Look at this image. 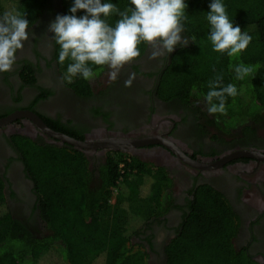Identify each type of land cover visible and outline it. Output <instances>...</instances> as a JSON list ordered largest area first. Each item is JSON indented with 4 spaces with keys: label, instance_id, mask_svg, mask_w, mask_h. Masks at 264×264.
Listing matches in <instances>:
<instances>
[{
    "label": "trees",
    "instance_id": "1",
    "mask_svg": "<svg viewBox=\"0 0 264 264\" xmlns=\"http://www.w3.org/2000/svg\"><path fill=\"white\" fill-rule=\"evenodd\" d=\"M7 1L8 9L0 1L1 17L16 10L29 21V27L48 16L72 15L74 4V0ZM104 2L115 4L120 11L133 7L130 0ZM211 2L185 0L182 35L189 43L180 45L167 61L156 93L164 101L176 100L187 106L202 103L208 109L209 82L222 76L221 86L234 84L237 95L226 97L225 111L214 114L211 122L215 131L230 135L236 128H249L252 122L260 124L264 119V0H222L234 26L252 38L238 57L215 52L208 40L211 26L206 17ZM75 15L82 17L86 12ZM119 19L114 13L106 22L114 27ZM146 49L147 44L142 43L140 57ZM59 51L55 42V58L66 75L71 60L60 64ZM239 64L252 66L254 71L238 80L234 69ZM90 66L97 73L92 80L77 76L69 83L65 79L84 98L93 96L94 84L109 70L107 66ZM35 81L31 76L26 82L34 85ZM48 123L71 134L64 124ZM13 142L35 183L37 212L31 219L37 213L34 220H39V228H32L29 218L12 216L0 177V264H151L155 236L148 232H154V224H164L170 210L178 207L168 171L119 152L97 174L85 154L75 148L38 145L20 136ZM121 163H126L125 175L120 172ZM182 210L174 238L164 243V264H260L249 247L236 246L242 223L222 193L208 185L199 186Z\"/></svg>",
    "mask_w": 264,
    "mask_h": 264
},
{
    "label": "flooded vegetation",
    "instance_id": "2",
    "mask_svg": "<svg viewBox=\"0 0 264 264\" xmlns=\"http://www.w3.org/2000/svg\"><path fill=\"white\" fill-rule=\"evenodd\" d=\"M55 20L48 16L29 27V39L17 51L13 69L0 72V120L30 113L51 130L79 141H110L118 135L150 140L153 143L141 148V153L161 150L169 156L160 155L162 160L156 158L157 163L148 162L153 159L146 157L143 159L147 161L137 159L169 172L178 206L170 210L164 224H154V232H148L155 236L151 264H164V243L174 238L182 221V207L202 185L222 193L230 202L242 223L235 244L249 247L253 259L264 264V119L228 135L215 131L211 122L214 117L198 105L161 100L156 93L160 73L180 45L155 60L147 45L140 58L121 69L117 80L107 81L104 75L105 86L97 87L96 83L91 98L81 97L68 86L55 58V34L49 31ZM133 73L135 79L131 87H126L125 80ZM31 76L36 80L34 85L26 82ZM50 120L66 125L71 134L56 130ZM15 136L38 145L75 147L43 132L27 115L0 126V177L5 183L6 205L14 218H29L31 227L39 228V220H34L37 213L31 219L38 201L35 183L13 142ZM81 152L96 173L119 153L107 148Z\"/></svg>",
    "mask_w": 264,
    "mask_h": 264
},
{
    "label": "clouds",
    "instance_id": "3",
    "mask_svg": "<svg viewBox=\"0 0 264 264\" xmlns=\"http://www.w3.org/2000/svg\"><path fill=\"white\" fill-rule=\"evenodd\" d=\"M132 8L120 11L111 2L102 0H74L70 8L72 15L57 16L50 25L54 40L59 45L58 60L68 64L65 79L71 83L74 77L92 80L97 67L107 66L109 79L117 80L125 65L137 60L142 43L151 46L152 59L172 53L178 45L187 46L189 40L182 37L186 19L185 0H130ZM207 21L211 26L208 40L213 50L229 57H238L251 43V36L229 19L222 0H212ZM79 11L86 15L77 17ZM118 14L120 19L110 26L106 18ZM29 21L20 12H5L0 17V72H10L16 61L17 51L29 39ZM236 78L243 80L253 71L249 65L239 64L234 69ZM135 74L125 80L131 87ZM223 77L217 76L209 82L205 96L208 113L214 115L225 111L226 97L237 95L234 84L221 86ZM215 101V102H214Z\"/></svg>",
    "mask_w": 264,
    "mask_h": 264
},
{
    "label": "water",
    "instance_id": "4",
    "mask_svg": "<svg viewBox=\"0 0 264 264\" xmlns=\"http://www.w3.org/2000/svg\"><path fill=\"white\" fill-rule=\"evenodd\" d=\"M25 115L29 116L32 120H34L37 127L40 128L43 132L47 133L49 136L60 139L68 143L69 145H72L73 147H75L76 149L80 151H88L90 149H97V148H100V149L107 148V149H111L116 152H122L130 156H134L136 158L140 157V159H142L143 161H147L146 159H153V160L148 161L152 163H157V161L155 160L156 158L162 160L161 156H164V155L166 157L169 156V154H167L166 152H162L161 150H158L156 152H153L154 150L147 151V152L143 151L144 153L143 152L141 153V148L148 146L152 144L153 142H151L150 140H146L145 138H140V137L135 138L130 135H118V137L110 141L103 140V142H100V140L97 142L79 141L74 138L62 135L60 133H57L51 130L45 125V123L38 116H35L34 114H30V113H19L9 118L0 120V126H4L8 124L9 122L13 121L14 119H17ZM155 153H157V155ZM152 154L155 156L153 157ZM147 156H150V158ZM145 157L146 159H143ZM185 161L192 164V161L189 159H185Z\"/></svg>",
    "mask_w": 264,
    "mask_h": 264
},
{
    "label": "rangeland",
    "instance_id": "5",
    "mask_svg": "<svg viewBox=\"0 0 264 264\" xmlns=\"http://www.w3.org/2000/svg\"><path fill=\"white\" fill-rule=\"evenodd\" d=\"M0 1H2V4H4V5L6 6L5 9H8V8H7V7H9V4H7L8 1H7V0H0ZM109 71H111V69H109L107 72L104 73L105 78H106V77H108V78L105 79V78H102V77H103V76H102V77L100 78V80H99V83L96 84V85H98L97 87H100L101 85H104V86H105V85L107 84V81H110V79H109V75H108V72H109ZM106 73H107V74H106ZM104 79L107 80V81H105ZM96 85H95V86H96ZM198 106L201 107L205 112L208 113V109L205 108V106H204L202 103H201V104H198ZM204 108H205V109H204ZM208 115H209L210 117H214L213 115H210L209 113H208ZM174 188H175V186H173V188H172V192H173L172 195H174V191H175ZM41 232L43 233V232H45V230H44L43 228H41ZM159 237H160L161 240H163V235H162V234H160ZM158 239H159V238H158ZM236 246L238 247V245H236Z\"/></svg>",
    "mask_w": 264,
    "mask_h": 264
},
{
    "label": "built area",
    "instance_id": "6",
    "mask_svg": "<svg viewBox=\"0 0 264 264\" xmlns=\"http://www.w3.org/2000/svg\"><path fill=\"white\" fill-rule=\"evenodd\" d=\"M128 163H130V161ZM119 168H120L121 174L125 175V173H126V163H121Z\"/></svg>",
    "mask_w": 264,
    "mask_h": 264
}]
</instances>
